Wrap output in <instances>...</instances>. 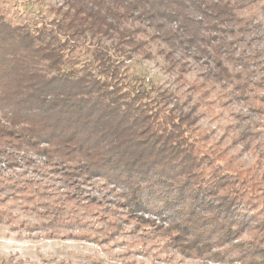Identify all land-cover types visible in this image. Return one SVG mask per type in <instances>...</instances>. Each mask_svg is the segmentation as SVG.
I'll return each instance as SVG.
<instances>
[{
  "label": "trees",
  "instance_id": "obj_1",
  "mask_svg": "<svg viewBox=\"0 0 264 264\" xmlns=\"http://www.w3.org/2000/svg\"><path fill=\"white\" fill-rule=\"evenodd\" d=\"M24 1L14 2L12 15V0H0V145L43 153L69 183L111 180L141 213L148 212L142 184L179 165L187 178L203 171L192 92L178 95L130 62L160 56L176 79L192 70L204 84L235 77L246 92L248 81L229 63L249 30L238 11L248 0ZM226 175L217 166L200 189L208 196L201 206L212 209L208 222L223 235L232 229L219 215L243 193L241 185L225 188ZM169 228L184 254L213 250L207 227L175 218Z\"/></svg>",
  "mask_w": 264,
  "mask_h": 264
},
{
  "label": "rangeland",
  "instance_id": "obj_2",
  "mask_svg": "<svg viewBox=\"0 0 264 264\" xmlns=\"http://www.w3.org/2000/svg\"><path fill=\"white\" fill-rule=\"evenodd\" d=\"M15 1L6 5L12 15ZM238 11L249 30L229 66L248 81L246 92L235 77L204 84L192 70L176 79L165 72L160 56L130 62L135 72L178 95L192 92L199 114L192 130L200 139L203 171L187 178L179 165L142 184L148 212L141 213L128 207L126 190L111 180L69 183L43 153L0 145V264H264L262 253L253 255L264 250V0H248ZM217 166L227 173L225 188H243L232 209L219 215L231 227L229 235L208 222L212 209L200 203L208 200L200 189L207 188ZM175 218L199 230L207 227L213 250L181 252L177 232L169 228ZM217 250L243 261L216 259Z\"/></svg>",
  "mask_w": 264,
  "mask_h": 264
}]
</instances>
